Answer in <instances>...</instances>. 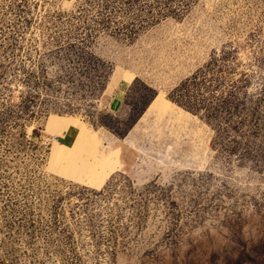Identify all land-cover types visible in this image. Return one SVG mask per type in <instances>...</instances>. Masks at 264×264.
Segmentation results:
<instances>
[{
    "label": "rangeland",
    "instance_id": "1",
    "mask_svg": "<svg viewBox=\"0 0 264 264\" xmlns=\"http://www.w3.org/2000/svg\"><path fill=\"white\" fill-rule=\"evenodd\" d=\"M0 264H264V0H0Z\"/></svg>",
    "mask_w": 264,
    "mask_h": 264
}]
</instances>
